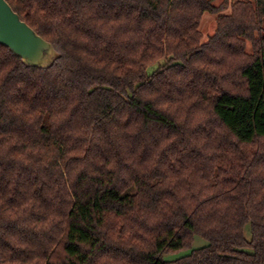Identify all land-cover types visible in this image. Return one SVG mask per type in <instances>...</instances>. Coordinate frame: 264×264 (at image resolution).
<instances>
[{"label":"trees","instance_id":"trees-1","mask_svg":"<svg viewBox=\"0 0 264 264\" xmlns=\"http://www.w3.org/2000/svg\"><path fill=\"white\" fill-rule=\"evenodd\" d=\"M6 1L0 264H264V0Z\"/></svg>","mask_w":264,"mask_h":264},{"label":"water","instance_id":"water-1","mask_svg":"<svg viewBox=\"0 0 264 264\" xmlns=\"http://www.w3.org/2000/svg\"><path fill=\"white\" fill-rule=\"evenodd\" d=\"M0 44L29 66L46 68L58 56L53 45L21 20L6 0H0Z\"/></svg>","mask_w":264,"mask_h":264},{"label":"rangeland","instance_id":"rangeland-1","mask_svg":"<svg viewBox=\"0 0 264 264\" xmlns=\"http://www.w3.org/2000/svg\"><path fill=\"white\" fill-rule=\"evenodd\" d=\"M212 1H213L214 5L220 6V7H222L223 5H226V8L221 10L219 13H212V12L205 11L202 14L201 20L199 23V29H200L201 34H202V41H206L207 38L213 33V31L216 27V17L218 16V14L229 13V11H230L229 5L234 0H212ZM247 50H250L249 44L247 45ZM163 63H165L164 59L159 60L157 62V64H155L151 67H148V71L150 72L153 68H155L156 66L162 65ZM205 244H206V241L203 238H201L199 236H195L191 247L183 249L179 252L166 254V256L168 258H176V257H179V256H182V255L189 253L192 248L203 246Z\"/></svg>","mask_w":264,"mask_h":264}]
</instances>
